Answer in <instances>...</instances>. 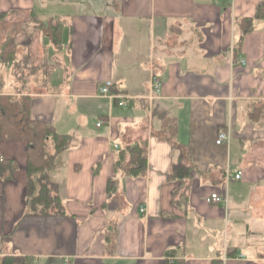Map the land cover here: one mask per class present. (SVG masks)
<instances>
[{
  "label": "crops",
  "instance_id": "obj_1",
  "mask_svg": "<svg viewBox=\"0 0 264 264\" xmlns=\"http://www.w3.org/2000/svg\"><path fill=\"white\" fill-rule=\"evenodd\" d=\"M261 1L0 0V91L30 95L34 118L72 136L51 170L66 213L48 216L26 214L27 139H2L16 168L0 177V256L264 264V19L239 26ZM137 141L134 175L115 161Z\"/></svg>",
  "mask_w": 264,
  "mask_h": 264
},
{
  "label": "trees",
  "instance_id": "obj_2",
  "mask_svg": "<svg viewBox=\"0 0 264 264\" xmlns=\"http://www.w3.org/2000/svg\"><path fill=\"white\" fill-rule=\"evenodd\" d=\"M258 18L264 19V0L258 4L253 16L240 19L241 32L245 33L253 29ZM7 53L6 49L3 50V56L6 58L10 57ZM31 100L30 95L18 96L0 91V146L5 137H23L28 141L26 214L62 215L66 213V207L59 185L51 176V170L56 164L57 154L71 146L72 136L57 131L51 123L43 119L34 118L31 115ZM164 119L170 120L166 128L172 131L176 123L170 117ZM115 163L130 174L144 172L147 166L146 143L137 141L125 145L120 150ZM183 163L180 159L173 166L180 174L189 169V166ZM15 168L14 160L2 157L0 148V177L8 178ZM32 262L33 257L29 255L0 256V264H31Z\"/></svg>",
  "mask_w": 264,
  "mask_h": 264
},
{
  "label": "built area",
  "instance_id": "obj_3",
  "mask_svg": "<svg viewBox=\"0 0 264 264\" xmlns=\"http://www.w3.org/2000/svg\"><path fill=\"white\" fill-rule=\"evenodd\" d=\"M242 62L245 63V59H242ZM151 87L153 89L154 92L159 93L162 90V79L159 77L158 74H156L155 72L152 73L151 75ZM113 85V81L111 79H107L105 80L101 86H100V92L102 94H110L111 95V87ZM120 103L121 104H126L127 103V99L122 97V99H120ZM99 124V123H98ZM230 138V133L226 130H222L219 132L218 137L216 139L217 143H221L224 140H228ZM228 173V178H240L242 175V171L238 170L237 172H235L233 175L231 174V172L227 171ZM227 178V179H228ZM222 199V194L219 191H214L211 194H209L206 197V200L208 202H217L220 201ZM143 209V208H142Z\"/></svg>",
  "mask_w": 264,
  "mask_h": 264
},
{
  "label": "rangeland",
  "instance_id": "obj_4",
  "mask_svg": "<svg viewBox=\"0 0 264 264\" xmlns=\"http://www.w3.org/2000/svg\"><path fill=\"white\" fill-rule=\"evenodd\" d=\"M47 260V259H46ZM46 260H45V262H46Z\"/></svg>",
  "mask_w": 264,
  "mask_h": 264
}]
</instances>
